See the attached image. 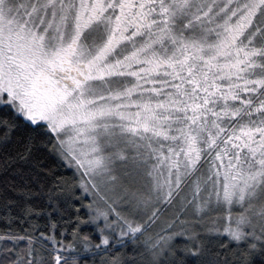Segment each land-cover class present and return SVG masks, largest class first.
I'll use <instances>...</instances> for the list:
<instances>
[{
    "label": "snow or ice",
    "instance_id": "6c2138e0",
    "mask_svg": "<svg viewBox=\"0 0 264 264\" xmlns=\"http://www.w3.org/2000/svg\"><path fill=\"white\" fill-rule=\"evenodd\" d=\"M0 264H264V0H0Z\"/></svg>",
    "mask_w": 264,
    "mask_h": 264
}]
</instances>
